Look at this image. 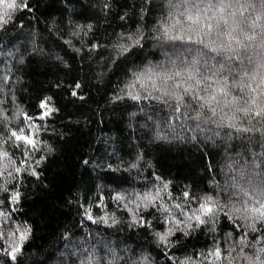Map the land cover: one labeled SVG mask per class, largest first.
<instances>
[{
	"label": "trees",
	"instance_id": "obj_1",
	"mask_svg": "<svg viewBox=\"0 0 264 264\" xmlns=\"http://www.w3.org/2000/svg\"><path fill=\"white\" fill-rule=\"evenodd\" d=\"M28 3L14 11L0 5V16L12 13L0 21V248L7 233L18 239L30 229L8 264H181L186 257L228 264L230 252L233 264H246L264 242L254 243L260 231L245 230L233 212L240 205L229 186L245 161L264 158L260 132L238 129L262 124L243 114L231 122L236 127L227 117L216 123L219 111L197 119L194 101L173 115L174 102L153 99L160 93L152 82L135 79L149 67L170 68L174 46L186 43L162 35L165 0ZM117 45L131 47L117 57ZM45 97L58 111L41 119ZM19 129L34 136L35 149L26 153L10 138ZM206 196L220 209L197 224L189 217ZM169 229L165 245L156 234ZM217 247L220 258L212 255Z\"/></svg>",
	"mask_w": 264,
	"mask_h": 264
},
{
	"label": "snow or ice",
	"instance_id": "obj_2",
	"mask_svg": "<svg viewBox=\"0 0 264 264\" xmlns=\"http://www.w3.org/2000/svg\"><path fill=\"white\" fill-rule=\"evenodd\" d=\"M0 5H6V8L12 11L29 7L28 0H19V2L0 0ZM165 6L168 12L161 25L162 35L168 40L186 43L174 46L177 47L176 59L169 61L170 68L162 67L159 71H155L154 67H149L146 71L133 73L135 79L146 78L152 82L151 88L160 93V95L149 93L153 99L169 107H172L170 102H174L173 115L180 112L182 106L191 107L194 101L200 109L196 114L197 119L203 116L206 120H212L219 111L221 119L214 122L222 123L227 117L230 121L229 126L236 127V124L231 122L238 119L237 114H243L250 122L259 118L262 124L259 129L253 126L238 130L245 133L258 131L264 139V0H165ZM11 14V11H6L4 16L10 20ZM4 16H0V21L7 23L8 20H5ZM168 20H171V23H168ZM0 27H3V24H0ZM87 27L91 29L92 25L89 24ZM128 39L132 44H139V38L129 35ZM92 47L96 48L100 45L96 44ZM116 47L119 57L127 52L131 45ZM189 56H191L190 60ZM80 87L79 82L74 84L75 89ZM71 94L77 95L76 91H72ZM129 96L133 100L141 99L139 94L129 93ZM144 98L147 99L148 96ZM50 100V97H45L40 101L39 107L44 109L39 113L41 119L51 115L53 111H58L50 107ZM204 109H207L211 115H205ZM225 110L230 111L231 115H227ZM27 119L34 118L27 117ZM10 138L18 142L22 141L26 153L27 146L33 149L36 147L34 136L26 133L24 129L13 131ZM15 171L20 172L21 169L17 167ZM32 174H36L35 170ZM231 179L232 183L229 187L233 196L238 198L240 205L234 206L233 212L239 214L240 219L244 221L245 230L260 231V236L254 243L264 242V158L259 161L254 159L251 161V166L245 161L237 175ZM183 195L188 197L190 194L184 192ZM19 198V192H14L11 196L13 202L18 201ZM144 199L147 207L150 203L147 194ZM176 207L179 208L180 205ZM219 209L217 202L206 196L200 200L199 208L193 210L189 218L195 219L197 224H204L206 218L214 215ZM88 219L91 220L92 216L88 215ZM229 219L233 217L229 216ZM258 223L261 226L259 229ZM29 232L30 229L20 232L18 239L15 238V232L7 233L5 240L7 247L0 248V252H3L0 264H8L9 258L11 262L18 260V254L22 253V246ZM171 234L172 230L169 229L156 235L159 241L167 245ZM4 236L5 233L0 232V237ZM245 240L246 237L242 236L240 242L244 243ZM242 253L243 249H241ZM212 255L220 258L221 249L217 247ZM234 260L235 257L230 252L228 264H233ZM244 260L246 264H264V247L257 248L251 256H244ZM181 264H191V258L186 257Z\"/></svg>",
	"mask_w": 264,
	"mask_h": 264
},
{
	"label": "rangeland",
	"instance_id": "obj_3",
	"mask_svg": "<svg viewBox=\"0 0 264 264\" xmlns=\"http://www.w3.org/2000/svg\"><path fill=\"white\" fill-rule=\"evenodd\" d=\"M3 166V165H2Z\"/></svg>",
	"mask_w": 264,
	"mask_h": 264
}]
</instances>
